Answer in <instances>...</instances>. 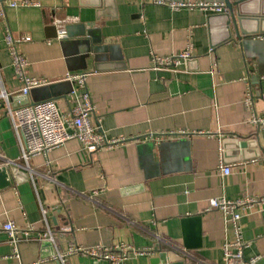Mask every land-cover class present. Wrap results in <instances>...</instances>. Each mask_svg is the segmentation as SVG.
<instances>
[{"label": "crops", "instance_id": "0c3cea01", "mask_svg": "<svg viewBox=\"0 0 264 264\" xmlns=\"http://www.w3.org/2000/svg\"><path fill=\"white\" fill-rule=\"evenodd\" d=\"M33 1L40 7L1 11L0 89L12 107L51 99L61 113L81 92L65 73L87 72L90 121L119 142L88 152L71 139L24 165L0 102V166L10 179L0 188V264H58L51 255L72 244L121 242L148 249L129 253L124 264H164L160 253L165 264H223L222 246L235 239L221 210L208 208L207 200L219 196L255 199L238 219L242 255L264 264V127L252 122L264 118V63L253 56L256 45L246 52L227 38L225 11L167 6L179 0ZM53 17L75 19L67 38H56ZM6 29L15 39L29 37L15 43L26 59L24 75L46 80L25 96L3 41ZM187 47L190 58L180 65L151 67L153 55ZM220 162L230 166L228 174ZM185 217H198L199 240L186 250ZM6 221L18 230L17 257L1 227ZM47 227L52 246L36 239ZM65 260L109 264L83 254Z\"/></svg>", "mask_w": 264, "mask_h": 264}, {"label": "built area", "instance_id": "2783aa9c", "mask_svg": "<svg viewBox=\"0 0 264 264\" xmlns=\"http://www.w3.org/2000/svg\"><path fill=\"white\" fill-rule=\"evenodd\" d=\"M40 3L33 0H0V14L3 8H23V7H40ZM167 6L172 9L180 7L189 9H203L210 12H224L225 6L220 2H206L202 0H179L167 3ZM74 18L53 17L52 23L55 27L56 38L62 39L66 35V26L74 22ZM3 41L10 54V64L15 75L21 80V95L25 96L30 87L37 86L46 81L44 78H37L24 75L23 68L26 64L25 57L18 52L15 43L17 41H27L28 36L20 39H15L10 31L6 29L3 34ZM264 41V36L258 37ZM189 47V46H188ZM188 47L176 55L152 56V66L154 70H160L164 67H174L180 65L183 61L190 58ZM87 72H66L65 79L68 80L74 87L81 89L78 94L75 105L70 107L66 112H59L53 100L43 99V101L26 103L23 106L12 107L10 105V94L4 89H0V102L5 109V115L12 124V129L19 147L20 160L27 165L28 160L35 154H44L49 149L61 146L64 142L74 139L88 152H94L102 147H112L119 142L116 139L108 140L104 133L100 130L99 125L92 124L90 117L93 113V104H91L87 86ZM246 83V91L243 98V103L247 108H251L253 104L252 92L248 78L243 79ZM264 104V94H259ZM252 122L258 127H264V118L259 119L252 117ZM12 164H17L15 161H10ZM218 169L221 174L226 175L230 172V166L220 162ZM264 201V198H259ZM255 199L249 197H238L235 200L226 199L223 196L210 198L207 200L208 208L221 210L223 217L227 222H230L234 230V241L225 243L222 246L223 264H257V256L245 258L242 255L245 247L244 241L240 238L239 233V217L241 210H246L254 206ZM42 216L45 217L47 209L41 208ZM6 233L10 244H13L11 257L18 256L17 241L18 230L13 223L6 221L1 225ZM27 235V232H23ZM36 239L38 241H50L54 243V236L51 230L47 227L46 230L40 232ZM147 248L130 247L126 243H118L116 245L107 246L97 244L94 246L70 245L63 253H55L51 258L56 260L58 264H66L65 257L69 254L87 255L95 259H104L109 264H124V260L129 253L143 254L147 252Z\"/></svg>", "mask_w": 264, "mask_h": 264}, {"label": "water", "instance_id": "95a60500", "mask_svg": "<svg viewBox=\"0 0 264 264\" xmlns=\"http://www.w3.org/2000/svg\"><path fill=\"white\" fill-rule=\"evenodd\" d=\"M214 1H222L224 3L226 16L224 28L228 32L227 38H234L246 52L254 48L253 44H255V50L257 52L253 56L256 57L259 63H264V41L258 38L264 36V12H260L261 9H264V0H213L211 2ZM65 29L66 35L68 36V29H70V27L66 26ZM79 33L90 36L86 30L83 32L79 31ZM67 36L65 38H67ZM243 145L244 143H241V146ZM9 184L10 179L7 174V168L6 166H0V188L7 187ZM197 218L198 217H185L180 221L183 226L182 240L184 250L190 248V243H192L194 247H198ZM42 245L52 246V243L46 240L42 241ZM173 253L178 254L179 258H183V253L180 251ZM159 256L165 264L167 261V254L160 253ZM177 264H182V262Z\"/></svg>", "mask_w": 264, "mask_h": 264}]
</instances>
